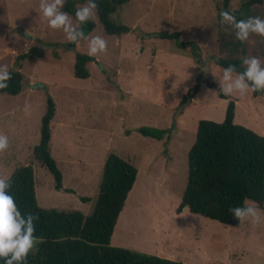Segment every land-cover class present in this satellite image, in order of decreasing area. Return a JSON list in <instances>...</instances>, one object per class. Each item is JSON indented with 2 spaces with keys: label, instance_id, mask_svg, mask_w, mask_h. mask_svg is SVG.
Segmentation results:
<instances>
[{
  "label": "rangeland",
  "instance_id": "1",
  "mask_svg": "<svg viewBox=\"0 0 264 264\" xmlns=\"http://www.w3.org/2000/svg\"><path fill=\"white\" fill-rule=\"evenodd\" d=\"M242 1L231 0V9ZM253 16L264 18V0L253 7ZM113 19L135 31L107 35L97 14L96 28L87 36H102L108 50L88 65V78L78 79L75 59L88 54V42L70 48L66 34L51 29L42 17L39 0H0V65L24 76L19 95L0 94V134L10 141L0 153V176L32 165L40 207L90 215L105 162L115 153L131 162L138 176L112 236L113 247L183 264H264V223L227 226L180 210L198 124L223 122L229 102L221 98L223 69L216 60L227 54L224 43L236 39L233 29L220 24L218 1L130 0ZM163 31L179 32L184 42H196V50L147 37ZM243 50L239 56L264 61V37L251 35ZM28 53L33 58L18 65ZM201 75L217 89L206 80L199 83ZM197 84L196 97L182 105ZM230 97L236 103L235 123L264 136V96ZM49 99L56 106L50 151L63 174V190L56 189L54 176L33 155ZM141 127L169 131L155 140L141 135ZM259 209L264 216V208Z\"/></svg>",
  "mask_w": 264,
  "mask_h": 264
},
{
  "label": "trees",
  "instance_id": "2",
  "mask_svg": "<svg viewBox=\"0 0 264 264\" xmlns=\"http://www.w3.org/2000/svg\"><path fill=\"white\" fill-rule=\"evenodd\" d=\"M218 1V18L221 11H229L238 19L253 16V7L263 0H243L237 10L231 9V0ZM87 0H66L63 11L75 19L79 4ZM98 17L107 35H124L132 30L129 26L117 23L113 16L128 4L130 0H96ZM86 35L93 32V21L81 26ZM235 36V35H234ZM162 40L174 41L178 48L196 50V42H184L179 32L163 31L147 34ZM236 39V36H235ZM70 48L75 44L68 45ZM226 56L218 58L216 63L222 69L236 65L242 71L239 56L243 43L228 40L224 43ZM244 52V50H243ZM32 53L23 54L18 65ZM194 61L199 64L197 54ZM95 62L94 57L79 53L75 59L74 76L78 79L89 77L88 65ZM12 79L9 87L0 90V94L17 96L24 86V76L18 71H10ZM206 80L201 75L198 82ZM209 87L217 89L215 83L206 80ZM199 84L195 85L183 98L182 105L190 103L198 94ZM253 97H262L264 93H252ZM228 100L225 120L221 123L201 120L188 160V182L182 198L180 210L187 208L190 213L199 215L227 226L240 225L229 212L230 207L243 206L251 202L264 208V136L235 123L236 103L230 96L221 93ZM56 116V106L52 99L47 102L42 119L40 142L34 148L37 162L46 167L54 176L56 189L63 190V174L50 151L52 140V121ZM139 133L155 140H163L169 130L141 127ZM138 176V169L119 155L111 153L104 165L102 182L93 212L85 215L81 211H59L44 209L38 205L36 197L35 171L32 165L21 166L10 177L9 194L23 214L29 212L38 215L35 221V235L43 242L37 245L38 251L29 254L26 264H183L158 256L113 247L112 236L120 214L132 191ZM84 202L88 198H82ZM0 264H4L0 260Z\"/></svg>",
  "mask_w": 264,
  "mask_h": 264
},
{
  "label": "clouds",
  "instance_id": "3",
  "mask_svg": "<svg viewBox=\"0 0 264 264\" xmlns=\"http://www.w3.org/2000/svg\"><path fill=\"white\" fill-rule=\"evenodd\" d=\"M66 0H39V11L53 30H62L71 43L88 42V55L97 57L106 53L108 42L102 36L89 38L82 30V25L94 21L97 17L98 4L96 0L87 2L75 11L73 17L63 11ZM220 24L235 31L236 39L241 43L249 40L251 35L264 37V18L248 16L238 19L229 11L219 13ZM242 71L236 65L223 69L219 80L220 90L225 96L238 94L243 97L249 92L264 93V61L259 57H245L241 62ZM206 72V69H202ZM12 75L7 64L0 65V90L9 87ZM178 87L172 85L173 90ZM188 89L185 88V92ZM10 141L7 135L0 134V153L7 151ZM10 177L0 176V260L4 264H26L29 254L38 251L37 245L43 240L35 235V221L38 215L31 212L23 214L16 204L15 198L9 194L11 189ZM229 212L240 223L249 222L253 227L264 223L261 210L253 203L243 206L230 207Z\"/></svg>",
  "mask_w": 264,
  "mask_h": 264
},
{
  "label": "crops",
  "instance_id": "4",
  "mask_svg": "<svg viewBox=\"0 0 264 264\" xmlns=\"http://www.w3.org/2000/svg\"><path fill=\"white\" fill-rule=\"evenodd\" d=\"M74 190V189H73ZM75 191V190H74ZM83 198H88V197H83ZM89 199V198H88ZM117 226V225H116ZM115 231V230H114ZM114 234V233H113ZM112 241V240H111ZM143 250H145V249H143ZM146 251V250H145Z\"/></svg>",
  "mask_w": 264,
  "mask_h": 264
}]
</instances>
